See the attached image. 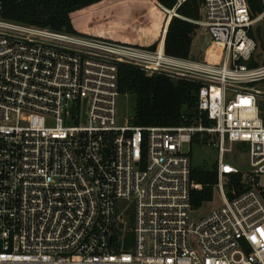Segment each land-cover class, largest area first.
<instances>
[{
    "label": "built area",
    "instance_id": "1",
    "mask_svg": "<svg viewBox=\"0 0 264 264\" xmlns=\"http://www.w3.org/2000/svg\"><path fill=\"white\" fill-rule=\"evenodd\" d=\"M175 1L171 15L185 0ZM2 10L0 0V264H264V120L251 85L264 62L250 65L264 11L201 0L190 21L216 57L200 61L166 54L165 28L148 50ZM118 62L199 84L198 114L174 126L120 123ZM195 139L217 150L219 204L199 216L190 192L201 186L182 149ZM234 145L247 169L226 160Z\"/></svg>",
    "mask_w": 264,
    "mask_h": 264
},
{
    "label": "trees",
    "instance_id": "2",
    "mask_svg": "<svg viewBox=\"0 0 264 264\" xmlns=\"http://www.w3.org/2000/svg\"><path fill=\"white\" fill-rule=\"evenodd\" d=\"M2 1V17L7 20L148 50L155 49L162 36L161 32L165 28L163 39L165 53L181 58L190 57L192 41L199 28L190 20L201 18V0H185L175 8L176 15H170L164 10L173 9L175 0H141L139 6L147 12V15L144 18V25L139 27L137 31H148L147 33L155 31L154 34L156 35L153 40L142 44L137 38L134 40L131 34L126 32L118 36L117 39L106 34L81 32L76 18L78 12L91 10L94 6L107 0ZM246 1L252 17H256L264 11L262 0ZM260 26L261 37L264 42V15ZM256 64L258 61L255 59L250 62V65ZM117 90L119 94H131L135 98L134 113L130 118L134 125L174 126L186 123L184 117L190 119L198 114L196 102L199 84L190 80L173 79L163 73H154L148 76L135 65L118 62ZM260 112L264 120V107L260 108ZM202 117L206 124L210 123L205 119L203 113ZM194 141L197 142L198 139ZM190 179L201 186L192 189L190 192L191 206L198 209L204 202H209L213 198V185L217 180L216 161L210 166L192 165L191 163Z\"/></svg>",
    "mask_w": 264,
    "mask_h": 264
},
{
    "label": "rangeland",
    "instance_id": "3",
    "mask_svg": "<svg viewBox=\"0 0 264 264\" xmlns=\"http://www.w3.org/2000/svg\"><path fill=\"white\" fill-rule=\"evenodd\" d=\"M140 2L141 0H107L94 6L91 10L79 11L76 18L81 32L85 34H106L114 39H117L118 36L126 32L131 34V37L134 40L137 38L142 44L153 40V38H155L154 36H156L154 34L155 31H153V33H147L148 31L141 30L137 31L139 27L141 28L144 25V18L147 15V12L140 8ZM261 24L262 20L258 21L257 25ZM137 32L139 33L137 34ZM158 42H160V39ZM255 55L258 63L261 64L264 62V54L260 49L256 51ZM190 57L200 61H214V58L216 57V55H213L210 50L208 35L200 26L192 41ZM251 85L260 91V95L257 99L260 112V108L264 107V80ZM134 103L135 98L133 95L127 93L119 94L118 115L120 123H125L133 116ZM201 142L202 140L198 139L197 142L192 143L191 145L184 143L182 149L185 152L190 150L192 165L204 164L205 166H210L216 161L217 150L215 147L202 145ZM225 158L228 161H233L239 168L243 170L247 169V154L240 145H234L231 154H226ZM260 181L264 185L263 177H261ZM218 204L219 194L215 188L212 200L204 202L200 208L193 212V215L199 216L204 211H207L209 208L215 207Z\"/></svg>",
    "mask_w": 264,
    "mask_h": 264
},
{
    "label": "water",
    "instance_id": "4",
    "mask_svg": "<svg viewBox=\"0 0 264 264\" xmlns=\"http://www.w3.org/2000/svg\"><path fill=\"white\" fill-rule=\"evenodd\" d=\"M255 35H256V38H257L258 43H259V48L264 53V42H263L262 37H261V26L260 25H257L256 26V28H255Z\"/></svg>",
    "mask_w": 264,
    "mask_h": 264
},
{
    "label": "crops",
    "instance_id": "5",
    "mask_svg": "<svg viewBox=\"0 0 264 264\" xmlns=\"http://www.w3.org/2000/svg\"><path fill=\"white\" fill-rule=\"evenodd\" d=\"M163 39H164V36H163ZM192 47V46H191ZM191 52V51H190ZM191 58V57H190ZM198 60V59H197Z\"/></svg>",
    "mask_w": 264,
    "mask_h": 264
},
{
    "label": "bare ground",
    "instance_id": "6",
    "mask_svg": "<svg viewBox=\"0 0 264 264\" xmlns=\"http://www.w3.org/2000/svg\"><path fill=\"white\" fill-rule=\"evenodd\" d=\"M169 14L171 15V10H170V13Z\"/></svg>",
    "mask_w": 264,
    "mask_h": 264
}]
</instances>
